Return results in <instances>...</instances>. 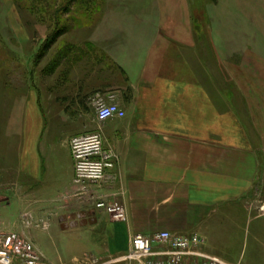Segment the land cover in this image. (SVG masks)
I'll return each mask as SVG.
<instances>
[{
  "label": "crops",
  "instance_id": "0c3cea01",
  "mask_svg": "<svg viewBox=\"0 0 264 264\" xmlns=\"http://www.w3.org/2000/svg\"><path fill=\"white\" fill-rule=\"evenodd\" d=\"M181 7L185 18L183 2ZM148 25L136 24L142 31L133 33L126 26L130 33L124 43L113 34L111 41L117 39L108 44L107 54L100 39H92L87 58L78 66L67 62L64 79L77 108L86 98L91 103L97 92H111L126 112L105 122L94 117L86 127L100 133L106 149L116 155L115 178L99 190L124 204L127 221H115L79 199L70 148L74 133L57 134L40 101L21 100L7 130L15 141L0 142V231L32 237L52 264H92L93 259L140 264L125 257L132 237L160 231L197 234L203 241L194 250L249 264L251 245L264 237V214L254 212L251 203L258 190L260 147L250 128L261 123L259 111L264 109L263 97L252 96L264 93L258 83L264 51L256 47L257 52L244 55L260 64L246 69L243 80L235 78L236 104L218 86L215 71L211 75V68H201L193 24H166L164 37L156 25L157 36H145ZM212 41L217 42L215 37ZM121 45L128 46L127 54L120 53ZM139 49L145 53L136 54ZM167 249L155 243L152 259H167L162 253Z\"/></svg>",
  "mask_w": 264,
  "mask_h": 264
},
{
  "label": "rangeland",
  "instance_id": "374dc122",
  "mask_svg": "<svg viewBox=\"0 0 264 264\" xmlns=\"http://www.w3.org/2000/svg\"><path fill=\"white\" fill-rule=\"evenodd\" d=\"M38 1L39 5L34 4L36 0H0V142L4 141V146L7 141L12 144L15 141L7 130L11 113L21 100L40 101L47 122L57 134L73 132L74 137L93 132L86 127L87 123L95 122V109L90 99L86 98V103L77 108L65 92L64 84L70 57L77 58L73 64L78 66L80 59L88 54L92 39H100L107 54L110 52L108 44L117 39L111 41V36L118 34L119 41L124 43L123 39L130 33L129 26L133 33V30L142 31L136 24H149L145 36L156 37V28H159L160 37H164L167 36L166 24H193L200 39L196 47L201 54V68H211V75L212 70L215 71L218 86L224 88L225 94L236 104H240V93L235 90L237 81L248 74L246 69L257 68L260 64L253 57L244 60V55L257 52L256 47L264 51V9L261 8L264 3L260 0H83L78 6L75 0ZM182 2L185 18L181 14ZM98 30L102 31L99 37L96 36ZM179 34L182 32L178 31ZM144 50L139 49L136 54L145 53ZM119 51L127 54L128 46L121 45ZM119 69L125 71L121 66ZM259 69L261 82L258 83L264 88V64H260ZM247 80L250 85L254 82L251 77ZM256 95L263 97L260 104L264 106V93H252L254 99ZM259 112L261 123L250 126L253 136L259 138L256 143L260 147L258 190L251 203L254 212L264 214V207H261L264 206V109ZM80 115L82 121L78 120ZM15 145L10 150L12 156ZM262 225L264 228V221ZM44 246L48 251V241ZM252 248L246 255L249 264H264V237L258 245H251Z\"/></svg>",
  "mask_w": 264,
  "mask_h": 264
},
{
  "label": "built area",
  "instance_id": "2783aa9c",
  "mask_svg": "<svg viewBox=\"0 0 264 264\" xmlns=\"http://www.w3.org/2000/svg\"><path fill=\"white\" fill-rule=\"evenodd\" d=\"M95 109V118L105 122L126 115L116 94L97 92L91 98ZM74 159L73 184L77 187V196L96 209L106 212L111 219L125 222L128 219L126 207L118 200H111L100 192L99 187L107 180L114 179L111 171L116 166V155L106 149L103 137L98 132L74 136L70 141ZM46 224V223H45ZM197 234H178L160 231L152 235L137 234L132 237L130 252L125 256L137 260L140 264H231L223 259L200 253L193 248L202 243ZM155 243L168 246L167 259L153 260L157 253ZM161 253V254H162ZM160 254V253H158ZM198 256L197 260L189 258ZM112 260H92V264H111ZM0 264H52L44 260L35 244L18 232L0 231Z\"/></svg>",
  "mask_w": 264,
  "mask_h": 264
},
{
  "label": "trees",
  "instance_id": "16d2710c",
  "mask_svg": "<svg viewBox=\"0 0 264 264\" xmlns=\"http://www.w3.org/2000/svg\"><path fill=\"white\" fill-rule=\"evenodd\" d=\"M81 1H83V0H75V3H77V6L81 3ZM39 3H40V2H39L38 0H36V2H34L35 5H39ZM32 4H33V3H32ZM34 4H33V5H34ZM35 5H34V6H35ZM35 8H36V9H39V6H35ZM42 11H43V10H42ZM72 48H73V47H72ZM68 50H69V49H68ZM71 55H74V52H73V51H72ZM84 55H86V53H84V50H83L82 56H84ZM70 58H71L72 61H76V62H77V58H76V57L71 56ZM55 65H56V63H55ZM65 71H66V70H65ZM67 72H69V71L67 70Z\"/></svg>",
  "mask_w": 264,
  "mask_h": 264
}]
</instances>
